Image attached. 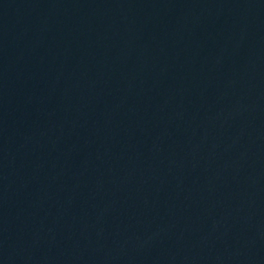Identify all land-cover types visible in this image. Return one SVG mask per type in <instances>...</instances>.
I'll list each match as a JSON object with an SVG mask.
<instances>
[{
	"label": "water",
	"instance_id": "1",
	"mask_svg": "<svg viewBox=\"0 0 264 264\" xmlns=\"http://www.w3.org/2000/svg\"><path fill=\"white\" fill-rule=\"evenodd\" d=\"M0 264H264V0H0Z\"/></svg>",
	"mask_w": 264,
	"mask_h": 264
}]
</instances>
